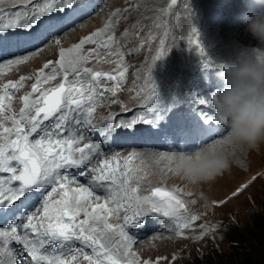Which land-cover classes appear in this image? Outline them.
Returning <instances> with one entry per match:
<instances>
[{
  "label": "snow or ice",
  "instance_id": "snow-or-ice-1",
  "mask_svg": "<svg viewBox=\"0 0 264 264\" xmlns=\"http://www.w3.org/2000/svg\"><path fill=\"white\" fill-rule=\"evenodd\" d=\"M171 3L176 4L177 0H171ZM76 7L77 0H23L6 12L0 11V61L9 56L12 57L6 61L9 67L26 64L46 43H51L49 37L59 30L55 23L57 19L69 17ZM100 35L98 30L69 49L60 48L55 61H47L37 70L31 91L21 98L24 106L20 109L19 119L3 116V119L13 121L11 128L0 125L3 133H14L16 138L9 140L7 136H0L3 141L0 142V225L7 223L6 227L0 226V264H66L62 257L82 248L93 253L84 255L89 264H140L132 251V245L140 239L138 233L160 228L183 237V230L191 228L200 219L198 215H185L188 211L186 203L172 191L153 187L149 194L139 195V184L134 187L129 183L133 177L126 173L117 176L115 169L106 170L107 158L99 167H88L101 151V144L91 140L83 147L77 145L93 133L113 142L117 138L129 139L145 134L153 137L166 135L174 141L183 138L187 145L206 131H212L216 137L225 130L216 113L211 117L197 118L185 126L166 127L161 122L166 118L171 120L168 114L175 105L162 104L154 88L146 97L148 102L142 105L146 115L119 123L115 117L94 123L92 105L106 92L115 94L116 90L104 89L97 95L95 85L98 79L117 80V76L82 66L96 52V49L82 52V46L96 43V37ZM113 42L114 37L109 35L98 46L108 48ZM160 43L163 47L164 41ZM188 43L195 44L196 50L203 53L195 27L191 28ZM212 65L205 66L212 68ZM49 67L52 72L45 74L44 69ZM61 74L63 81L58 86L42 87ZM118 75L122 77L123 72ZM86 77V85L66 87L65 82L70 78L82 81ZM25 79L27 77L21 76L17 82H7L3 86L5 95L10 99L13 91L23 86ZM33 94H37L35 99H31ZM3 99L0 96V101ZM188 103L191 105L192 101ZM199 103L208 101L200 99ZM33 109L35 114L28 115ZM3 112L4 106L0 103V115ZM140 125L147 127L141 128ZM212 138L206 135L199 143ZM161 156L170 160L171 153ZM72 169L77 170L78 175L73 174ZM81 177H90L88 184L71 187ZM13 182H18V186ZM244 187L241 185L232 195L239 194ZM58 191L62 193L60 198L50 205L49 199ZM97 192L105 194L102 203L91 202L90 198ZM37 194L43 196L41 216L21 211L24 200ZM95 199L99 201L100 196L95 195ZM223 202L213 203L220 205ZM81 213L83 219H79ZM122 213L121 223L109 222L110 217L116 215L119 218ZM37 219L39 223L34 222ZM206 234L201 232V238ZM143 264H149V261H143Z\"/></svg>",
  "mask_w": 264,
  "mask_h": 264
},
{
  "label": "rangeland",
  "instance_id": "rangeland-1",
  "mask_svg": "<svg viewBox=\"0 0 264 264\" xmlns=\"http://www.w3.org/2000/svg\"><path fill=\"white\" fill-rule=\"evenodd\" d=\"M16 1H18L17 4L23 2V0ZM10 2L8 1L5 4L6 2L0 1V10L6 12L12 8L13 4H10ZM97 2L99 4L98 8L100 7V9L98 11L96 10L93 14H97L98 16L92 19L86 18L81 23H77L78 25L75 24L73 26L74 28L66 29V32L68 31L67 33L72 30V34L67 35L65 31L61 33L60 37L56 38V41L60 38L61 45L60 43H55V41L47 47H45L47 44L44 45L43 48H47L44 50L49 52L51 50L54 51L51 56L44 57L40 64L35 67L24 68L17 72H3L0 75V96L3 97L5 96L3 86L7 82H17L21 76L27 77L22 82L23 86L19 87L15 99L10 98L13 100H7L6 102L4 99L0 101L4 106V112L0 115V125L9 128L13 127L12 119H3V116L19 119L20 109L24 106V104L19 105L23 102L21 98L31 91V87L26 83L33 82V74L37 73V70L42 68L44 63L50 60L55 61L58 58L60 48L65 47L68 49V47L70 48L72 45L80 42L84 37L96 33L98 30L101 31V29L103 32L101 31V35L96 37V43H88L82 46V52H87L90 48L96 49L91 60L89 59L82 66L91 68L94 71H100L101 73L113 74L117 76V80L110 81L104 77L98 79L95 85L97 95L104 89L116 88V90L115 94L112 91H108L102 98L96 99L94 105H92L94 107V123H98L101 119L109 117L120 119L119 117L126 116L121 115L122 111L132 108L133 105L142 101L146 96L148 97L152 88L157 92V99L162 104L170 103L171 105H175V107L179 104H189L188 101H192L191 105L199 102L196 101L194 93L196 95H202L203 98H206L209 93L211 94L212 91L207 88H204L199 93L200 90L196 87V83L201 82L203 79L206 80V72H204V69L208 68L205 66L206 64H214L219 56L228 55V53H223L226 49L223 48V43L214 36L213 29H218L222 24H226L227 22L231 23L233 27L237 26L232 12L229 9L232 5L234 7L239 6L238 0H177L176 4H172L171 0H99ZM211 4H215L213 6L214 8L211 7ZM14 5H16V2ZM202 11H205L206 15H204V18L200 16L199 23L202 26L204 24L207 31L205 34L199 33L200 45L204 49L203 53H200L196 50L195 44L189 45L188 37L191 33V28H196L198 24V15L195 14L201 13ZM236 19H238V12ZM239 27L243 28L242 23ZM87 28L88 30H85ZM226 32L230 36L232 35L230 30L227 29ZM71 35H75L76 39L70 40ZM109 35L114 37V42L108 48L99 47L98 40L102 37L106 38ZM62 38L66 40V44L62 42ZM161 40L164 41L163 47L160 43ZM240 43L242 42L236 41L237 45ZM250 45L255 48L256 42L252 41ZM42 49L35 54L38 55L43 52L44 50ZM113 52L118 53V55H109V53ZM161 52L163 53L162 56H160ZM253 52L258 53L257 57H264L259 52V49H255ZM97 53L103 59H100ZM107 53L108 55H106ZM157 56H160V59L154 60ZM44 70L45 74H49L52 72V67ZM120 71L123 72L124 77L118 75ZM2 78H6V80L3 81ZM62 81L63 76L61 74L44 85L46 86L45 88H52L58 86ZM65 83L66 87L72 84H76L79 87L81 84L86 85L88 78L86 77L82 81H76L74 78H70ZM206 84H208V81L205 82ZM212 107H210L211 110H213ZM33 110L28 115H34L35 110ZM140 111L142 112V110ZM130 113L132 114L133 110ZM130 113H128L129 116L131 115ZM212 114L214 115L215 112ZM130 120L131 118L127 120L122 118L117 120V122ZM186 121H184V126L186 125ZM179 125L182 126L181 123ZM1 133H3L2 127H0V136L2 135ZM3 136H7L9 140L16 138L14 133H4ZM202 138H204L203 134L194 138L191 142H196V140ZM181 140L183 139L181 138L179 141L176 140L174 142L177 149L180 146ZM0 142L3 141L0 140ZM182 146H184L183 143ZM182 146L180 147L181 150H155L160 155L170 154L176 151H183ZM130 150L132 152L135 150L141 151L142 148H127L125 154L123 153L121 155L122 160L131 156ZM160 157L158 156L156 159H160ZM142 158L145 159V161L142 160L140 162L144 170V165L145 163L148 164V160L141 156L140 159ZM140 159L136 161L132 160V165L124 172L128 176L133 177L129 181L131 186L135 187L139 184V195L149 194L153 186L164 188L172 191L173 194L186 203L188 211L184 213L185 215L190 216L194 214L200 217L191 228L183 230V237L177 236L174 232L170 231H158V234H155V236H153L154 233H151L145 235L142 239L140 238L136 242L138 245L132 250L136 253L135 259L140 264H143V261H149V264H230L228 263L229 260L234 263L239 262L238 260L246 255L251 245V235L257 232L260 234L262 230L260 224H264V143H260L258 147L251 149L234 150L231 155V160H235L231 163L234 166V170L230 169V165L227 168L229 169L227 173L221 174L220 172V177L215 179L219 183H215L213 187L205 192L196 190L191 193V188L188 186V183L182 181L181 175L173 171L172 165H170L167 159L161 164L165 168L172 169V174L159 177V169L155 168L157 171L155 173V169L153 168L155 165L148 166L149 169L146 168V170L151 175L150 179L152 181H150L141 172L143 170L138 165ZM237 170L239 171L237 172ZM144 173H146L145 170ZM141 178L143 180L142 182L139 181ZM177 181L178 183H176ZM80 184H84V182L72 185L79 187ZM241 185H245V187L239 194L233 196L232 193L237 188H240ZM61 194L60 191L54 193L49 199V204L51 205L53 200L59 199ZM95 195L100 196L99 201H96ZM95 195L90 198L92 203H102L104 201L105 195L101 193H96ZM214 201L224 202L216 205L213 203ZM200 204H203L202 207ZM35 212L37 213L34 216L40 217L43 212V207ZM128 214H131V212ZM122 216L123 213L119 218L113 215L109 218V222L113 224L121 223ZM83 218V213H81L79 219ZM207 221L209 222L207 223ZM35 222L38 223L40 221L37 219ZM201 225L205 227L201 228ZM201 232H206L207 234L201 238ZM145 238H152L153 240L144 244L142 242ZM73 256L76 257L75 260L72 259ZM65 262L66 264L89 263V261L84 259V254H74L68 257ZM246 264H264V254L262 257H255L252 261L249 260Z\"/></svg>",
  "mask_w": 264,
  "mask_h": 264
},
{
  "label": "clouds",
  "instance_id": "clouds-1",
  "mask_svg": "<svg viewBox=\"0 0 264 264\" xmlns=\"http://www.w3.org/2000/svg\"><path fill=\"white\" fill-rule=\"evenodd\" d=\"M244 32L256 42L240 43L212 65L216 86L211 103L224 127L220 136L192 149L171 153L173 171L192 183L209 181L228 168L236 149L258 147L264 141V0H239Z\"/></svg>",
  "mask_w": 264,
  "mask_h": 264
},
{
  "label": "bare ground",
  "instance_id": "bare-ground-1",
  "mask_svg": "<svg viewBox=\"0 0 264 264\" xmlns=\"http://www.w3.org/2000/svg\"><path fill=\"white\" fill-rule=\"evenodd\" d=\"M1 2H6L5 4H7L8 3V1H11L10 2V4H13L14 5V3L16 2V4L18 3V1H16V0H0ZM110 2V1H109ZM107 3V2H106ZM213 6H215V4H211V7L212 8H214ZM240 6V5H239ZM100 9V7L97 9V10H99ZM235 10H238V6L235 8ZM101 11V10H100ZM102 12V11H101ZM234 13H237V12H234ZM105 14V13H104ZM145 14V13H144ZM81 15V12H79L78 10L77 11H75V12H73L69 17H60V18H58L57 20L58 21H62L61 22V31H54L53 33H52V35H51V37H49V40L51 39V43L53 42V41H56V38L57 37H60V34L61 33H63L64 31L66 32V29H72V28H74V27H71L72 25H73V23L71 22V21H69L70 20V18H73V19H75V21H77V20H80V17H82L83 19L81 20V21H84L86 18H94V17H96V16H98L97 14L95 15V14H93V13H91V14H89V15H87V16H85L84 17V15H82V16H80ZM195 15H198V19H197V22H198V24H197V27H196V29H197V32L198 33H204L205 34V32L207 31V29H206V27L204 26V24H203V26L199 23V18H200V16L201 17H203L204 18V15H206V13H205V11H202L201 13H196ZM90 19V20H91ZM204 20V19H203ZM81 21H79L80 23H81ZM109 21V20H108ZM107 21V22H108ZM106 22V23H107ZM235 22H236V24H237V26H235V27H233L232 25H231V23H228V25H227V23L226 24H222L221 25V27H219L218 29H213L214 31H213V34H214V36H216V38H218L219 39V41L221 42V43H223V45H224V47L223 48H225L226 49V51L225 52H223V53H228V54H230L231 53V51H232V48L233 47H239V45H237L236 44V41H241L243 44H251L252 43V41L253 40H251L249 37H248V35L244 32V30H243V28L242 27H239V25L242 23L241 22V20L238 18V19H235ZM234 22V23H235ZM84 23V22H83ZM101 23V22H100ZM119 23V22H118ZM89 24V23H88ZM97 24H99L98 22H97ZM235 24V25H236ZM78 25V24H77ZM86 25V24H85ZM92 25V24H91ZM104 25V24H103ZM112 25V24H111ZM142 25V24H141ZM99 26V25H98ZM116 26V25H115ZM106 27V26H105ZM111 27V26H110ZM123 27V26H122ZM233 27V28H232ZM84 28H86V27H84ZM142 28V27H141ZM95 29V28H94ZM230 30L231 31V33H232V35L230 36L227 32H226V30ZM85 30H88V28L87 29H85ZM121 30V29H120ZM63 31V32H62ZM101 31H102V29H101ZM68 32V31H67ZM66 32V34L67 35H69V34H72V30H71V32L69 31V33H67ZM103 32V31H102ZM109 32V31H108ZM89 33H91V32H89ZM65 34V33H64ZM73 34H75V33H73ZM103 34V33H102ZM89 35V34H88ZM107 35V34H106ZM64 36V35H63ZM103 36V35H102ZM71 37V38H70ZM69 38H70V40H74V39H76L75 38V35H71ZM84 37V36H83ZM82 37V38H83ZM101 38V37H100ZM233 38H234V40H233ZM63 39V38H62ZM61 39V40H62ZM103 39H105L104 37H102L100 40H98L99 42L101 41V40H103ZM129 39V38H128ZM131 39V38H130ZM59 40H60V38H59ZM66 40L65 39H63L62 40V42H64L65 44L67 43V42H65ZM69 42V41H68ZM126 43H127V41H125ZM75 43H77V42H75ZM79 43V42H78ZM54 44V43H53ZM132 44H134V43H132ZM49 45H52V44H50V43H47V45L45 46V47H47V46H49ZM55 45V44H54ZM60 45H61V43H60ZM94 45V44H93ZM122 45V44H121ZM73 46V45H72ZM62 47V46H61ZM90 47V46H89ZM55 48V47H54ZM71 48V47H70ZM104 48V47H103ZM139 48V47H138ZM184 48V47H183ZM44 49H47V48H43L42 50H44ZM64 49H66L65 47H64ZM68 49H69V47H68ZM91 49V48H90ZM126 49V48H125ZM129 49V48H128ZM55 50V49H54ZM89 50V49H88ZM106 50V49H105ZM181 51V50H180ZM186 51V50H185ZM53 50H51V52H49V51H47V50H44L43 52H41V53H39L38 55H36V54H34L29 60H28V62L26 63V64H22V65H19V66H16V65H12L11 67H9L7 64H6V61L7 60H9V59H12V57H9V56H7L6 58H4V60L3 61H0L1 63H0V65H2V66H0V75H2V73L3 72H17V71H19V70H23L24 68L26 69V68H31V67H35V66H37L38 64H40V62H41V60L42 59H44V57H48V56H51L52 54H53ZM108 52V51H107ZM259 52L261 53V54H263L264 55V49H259ZM101 53V52H100ZM114 53V52H113ZM116 53V52H115ZM121 53V52H120ZM257 54L258 53H256V52H253V55H255V56H257ZM17 55H20L19 53H17ZM96 55V54H95ZM102 55V54H101ZM106 55H108V53L106 54ZM110 55V54H109ZM183 55V54H182ZM121 56H122V54H121ZM111 57V56H110ZM119 57V56H118ZM95 58V57H94ZM122 58V57H121ZM131 58V57H130ZM103 59V58H102ZM111 59V58H110ZM127 59V58H126ZM91 60V59H90ZM98 60V59H97ZM112 60V59H111ZM110 60V61H111ZM120 60V59H119ZM121 60H123V59H121ZM117 61V60H116ZM104 63V62H103ZM116 63V62H115ZM123 63V62H122ZM108 64V63H107ZM113 64V63H112ZM109 65V64H108ZM123 66H125V65H123ZM122 66V67H123ZM113 67V66H112ZM121 67V68H122ZM119 70V69H118ZM122 70V69H121ZM45 71V70H44ZM130 71V70H129ZM121 72V71H120ZM126 72V71H125ZM117 73V72H116ZM36 74L37 73H35V74H33L34 75V77H33V79H35V80H33L32 79V81L33 82H29V83H26L28 86H30L31 87V85L33 84V83H35L36 82ZM174 74V73H173ZM113 75V74H112ZM58 76H60V75H58ZM135 76V75H134ZM133 76V77H134ZM3 77V76H2ZM123 77H124V75H123ZM121 78V77H120ZM3 79V81H5L6 80V78H2ZM122 79V78H121ZM129 79V78H128ZM176 81V80H175ZM129 82V81H128ZM132 84V83H131ZM133 84H134V82H133ZM197 84V88L200 90L199 91V93L203 90V86H202V83L201 82H197L196 83ZM211 86H212V83L210 84ZM134 86V85H133ZM192 86V85H191ZM42 87L43 88H45L46 86L45 85H42ZM131 88H132V86H131ZM194 88V87H193ZM190 89V88H189ZM196 89V88H195ZM195 89H194V91H195ZM184 91V90H183ZM191 91V90H190ZM196 91H197V89H196ZM195 91V92H196ZM183 93H187V92H183ZM194 93V92H193ZM210 94V93H209ZM208 94V96L205 98H203L202 97V95H196V93H194V96H195V99H196V101H199L200 99H204V100H206V101H211V95H209ZM36 95L37 94H33L32 95V97H31V99H33L34 97H36ZM6 100H13V99H6ZM14 101H16V100H14ZM24 104V102H21L19 105H23ZM211 106H209V108H210ZM213 112H215V111H212L211 109L210 110H208L207 111V116L209 117V116H211V115H213L212 113ZM120 119H122V118H125V119H129L130 118V116L129 115H126V116H121V117H119ZM186 120H190L189 118L188 119H185V118H182L178 123L180 124L181 123V125L182 126H184V121H186ZM194 122V120L192 119L191 121H186L185 123H186V125H188V124H192ZM2 135L1 136H3L4 135V133H1ZM204 138H202V139H198V140H196V142H188V144L186 145V143L185 142H183V144H184V146H182V149H184V150H188L190 147H195V146H197V145H199L200 143V141H203L204 139H205V136L206 135H210V136H212L213 138L215 137V134H213L212 132H210V131H206L204 134ZM150 139H148V141H149ZM173 140V139H172ZM180 140V139H179ZM179 140H177V141H179ZM174 141V140H173ZM175 142V141H174ZM264 142H261V144H263ZM131 145H135V143H133V144H131ZM142 145H145V141L144 142H142ZM251 151V150H250ZM130 152V154H131V156H129V158H130V162H129V165H132V160L133 161H136V160H138V159H140V157L142 156V157H144V158H146V160H148V164H146L145 163V165H144V170L146 171V173H144V170H143V167H142V165H141V161L142 160H144L145 161V159H140V161L138 162V165L141 167V169L143 170V171H141L142 172V174L145 176V178H148L150 181H152L151 179H150V173L148 174V171L146 170V168L147 169H149V167L148 166H153V165H155V167H153L154 169L155 168H158L159 169V177H164V176H169L170 174H172V169H170V168H165L161 163L162 162H164L165 161V159L166 158H162V156L158 153V151H156L155 149H146V148H144V149H142L141 151L139 150V151H137V150H135V151H133L132 152V150H130L129 151ZM125 154V153H124ZM160 157V159H156L157 157ZM128 158V159H129ZM135 158V159H134ZM160 161V162H159ZM233 161H235V160H232V162ZM124 162H126V161H124ZM135 164V163H134ZM144 164V163H143ZM171 165V164H170ZM229 168V167H228ZM234 168V166H230V169H233ZM227 170H229V169H224L223 171H221V174H225V173H227ZM234 170V169H233ZM239 170H237V172H238ZM157 171H156V169H155V173H156ZM165 172H167V173H165ZM164 173V174H163ZM235 175V174H234ZM220 176H219V174L218 175H216L215 176V178L214 179H212V180H209V181H201V182H198V183H192V182H190V181H188L187 179H185L183 176H181V179H182V181H186L187 183H188V186L191 188V193L192 192H194V191H196V190H198V191H201V192H205V191H208L211 187H213V185L215 184V183H217L216 182V180L215 179H218ZM167 179H168V177H167ZM174 179V178H173ZM80 180H82V181H84V184L85 185H87L88 184V181H86L84 178H80ZM140 182H142L143 180H142V178L139 180ZM174 181V180H173ZM167 182V181H166ZM176 183H178V181L176 182ZM219 183V182H218ZM223 183V182H222ZM173 185V184H172ZM222 185V184H221ZM175 186V185H174ZM179 186V185H178ZM220 186V185H219ZM71 187H73V188H75L76 186L75 185H71ZM151 187V186H150ZM154 187V186H153ZM170 189V188H169ZM220 189V188H219ZM173 190V189H172ZM182 190H184V191H186L185 189H182ZM188 191V190H187ZM100 193H102V192H100ZM188 193V192H187ZM103 195H105L104 193H102ZM187 195V194H186ZM195 195V194H194ZM202 199V198H201ZM198 203V202H197ZM205 204V203H204ZM201 205V204H200ZM203 205V204H202ZM202 205H201V207H202ZM205 206V205H204ZM200 207V206H199ZM90 210V209H89ZM203 211V210H202ZM205 214V213H204ZM206 217V216H205ZM210 220V219H209ZM211 221V220H210ZM35 222V221H34ZM209 221H207V223H208ZM202 223V222H201ZM162 232V231H161ZM155 234H158L157 232L156 233H154V235L153 236H155ZM141 239H142V237H140ZM155 239V238H154ZM140 240V239H139ZM138 240V241H139ZM151 240H153L152 238H145V239H143V242L142 243H146V242H148V241H150L151 242ZM138 244H136V243H134L133 245H132V250H133V248H136V246H137ZM0 246L2 247V244H0Z\"/></svg>",
  "mask_w": 264,
  "mask_h": 264
},
{
  "label": "trees",
  "instance_id": "trees-1",
  "mask_svg": "<svg viewBox=\"0 0 264 264\" xmlns=\"http://www.w3.org/2000/svg\"><path fill=\"white\" fill-rule=\"evenodd\" d=\"M264 219V217H263ZM264 223V222H263ZM261 227V233L258 234L253 233L251 235V239H250V246L248 248V251L246 253L245 256H243V258H240L238 261L239 262H232V261H228V263L230 264H246L249 260H253L255 257L259 258L262 257L264 254V224H260ZM225 261V260H224Z\"/></svg>",
  "mask_w": 264,
  "mask_h": 264
}]
</instances>
